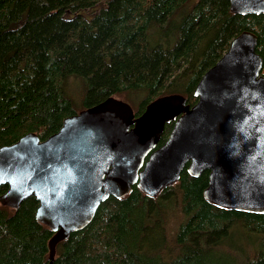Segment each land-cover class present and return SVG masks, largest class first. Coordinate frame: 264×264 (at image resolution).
Here are the masks:
<instances>
[{"label": "trees", "instance_id": "trees-1", "mask_svg": "<svg viewBox=\"0 0 264 264\" xmlns=\"http://www.w3.org/2000/svg\"><path fill=\"white\" fill-rule=\"evenodd\" d=\"M99 1L0 0V145L30 131L44 139L108 96L134 100L135 116L168 94L192 104L202 74L244 30L264 72V13H233L229 0H105L81 13ZM207 176L184 166L155 197L135 184L108 196L51 262L53 231L34 217L37 200L0 204V264H264V213L207 202Z\"/></svg>", "mask_w": 264, "mask_h": 264}, {"label": "water", "instance_id": "water-1", "mask_svg": "<svg viewBox=\"0 0 264 264\" xmlns=\"http://www.w3.org/2000/svg\"><path fill=\"white\" fill-rule=\"evenodd\" d=\"M229 1L233 13H264V0ZM256 40L247 30L235 35L196 83L192 104L169 94L135 116L128 102L108 96L66 116L44 139L30 131L0 145V204L37 200L34 217L53 231L50 262L56 244L88 224L108 196L135 184L154 197L184 166L193 176L208 170L207 202L264 213V73Z\"/></svg>", "mask_w": 264, "mask_h": 264}, {"label": "rangeland", "instance_id": "rangeland-1", "mask_svg": "<svg viewBox=\"0 0 264 264\" xmlns=\"http://www.w3.org/2000/svg\"><path fill=\"white\" fill-rule=\"evenodd\" d=\"M193 1H196V0H190V2H193ZM104 3H105V0H101V1H99L98 3H97V5L92 9V10H89V9H85V10H83L81 13L84 15V16H86L87 18H90L91 16H92V14L93 13H95L98 9H99V6H103L104 5ZM263 72V71H262ZM80 83H75V85H74V87H75V89H79L80 88ZM124 101H126V102H128V103H130L131 104V106H132V108L134 109V108H136L135 107V101L134 100H131L130 98H122ZM131 101H130V100ZM172 127V126H171ZM158 194V193H157ZM156 194V195H157ZM155 195V196H156ZM154 196V197H155Z\"/></svg>", "mask_w": 264, "mask_h": 264}, {"label": "bare ground", "instance_id": "bare-ground-1", "mask_svg": "<svg viewBox=\"0 0 264 264\" xmlns=\"http://www.w3.org/2000/svg\"><path fill=\"white\" fill-rule=\"evenodd\" d=\"M98 206H99V205H98ZM86 225H87V224H86ZM86 225H85V226H86Z\"/></svg>", "mask_w": 264, "mask_h": 264}, {"label": "flooded vegetation", "instance_id": "flooded-vegetation-1", "mask_svg": "<svg viewBox=\"0 0 264 264\" xmlns=\"http://www.w3.org/2000/svg\"><path fill=\"white\" fill-rule=\"evenodd\" d=\"M157 145H158V143H157Z\"/></svg>", "mask_w": 264, "mask_h": 264}]
</instances>
